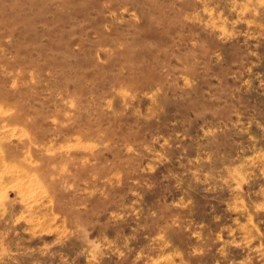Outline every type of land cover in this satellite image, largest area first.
Listing matches in <instances>:
<instances>
[{"label": "rangeland", "instance_id": "374dc122", "mask_svg": "<svg viewBox=\"0 0 264 264\" xmlns=\"http://www.w3.org/2000/svg\"><path fill=\"white\" fill-rule=\"evenodd\" d=\"M0 264H264V0H0Z\"/></svg>", "mask_w": 264, "mask_h": 264}]
</instances>
